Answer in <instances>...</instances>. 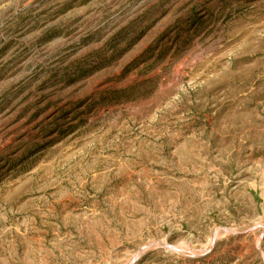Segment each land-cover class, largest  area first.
<instances>
[{
    "label": "rangeland",
    "instance_id": "obj_1",
    "mask_svg": "<svg viewBox=\"0 0 264 264\" xmlns=\"http://www.w3.org/2000/svg\"><path fill=\"white\" fill-rule=\"evenodd\" d=\"M0 264H264V0H0Z\"/></svg>",
    "mask_w": 264,
    "mask_h": 264
}]
</instances>
